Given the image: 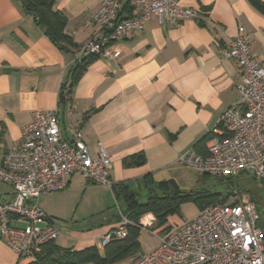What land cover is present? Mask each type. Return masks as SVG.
Listing matches in <instances>:
<instances>
[{
  "label": "crops",
  "instance_id": "obj_1",
  "mask_svg": "<svg viewBox=\"0 0 264 264\" xmlns=\"http://www.w3.org/2000/svg\"><path fill=\"white\" fill-rule=\"evenodd\" d=\"M100 1L55 0L54 8L67 20L65 33L76 44L62 50L24 11L20 0H0L1 153L19 141L33 112L55 111L67 140L72 138L70 126L77 125L91 155L97 154L98 144L104 146L111 158L113 184L135 186L149 174L158 182H176L188 169L179 157L210 133L224 110L239 99L238 64L222 54L239 26L245 30L251 56L264 64V11L247 0H178L181 8L195 9L199 17L176 24H161L152 17L142 30L128 32L117 43V57L97 56L88 64L69 92L68 111L59 101L60 90L79 61V47L97 29L91 14ZM124 5L121 14L128 16ZM74 181L85 190L93 187L74 173L66 189ZM0 183L5 187L0 200L7 201L12 188ZM102 186L113 196L110 187ZM175 217L168 216L166 224L156 228L152 245L143 247L138 238V251L114 264H131L153 250L163 227L185 222ZM119 221L110 209L90 227H57L54 243L74 250L96 246L102 251L100 237ZM33 260L18 257L0 238V264Z\"/></svg>",
  "mask_w": 264,
  "mask_h": 264
},
{
  "label": "built area",
  "instance_id": "obj_2",
  "mask_svg": "<svg viewBox=\"0 0 264 264\" xmlns=\"http://www.w3.org/2000/svg\"><path fill=\"white\" fill-rule=\"evenodd\" d=\"M123 2L131 10L129 16L121 14ZM152 17L161 24H176L199 16L195 9L181 8L178 0H101L91 14L97 29L79 47V60L92 54L117 57L118 41L128 32L142 30ZM222 54L238 64L242 78L239 99L224 110L211 129L206 154L190 148L179 162L212 177L249 174L264 180V64L251 56L241 26L237 35L226 42ZM69 97L66 90L68 111ZM70 132L72 138L67 140L57 112L37 110L22 127L19 141L4 153L0 150V182L12 188L11 198L0 200V238L18 257H34L59 234L53 220L37 203L42 193L66 189L74 173H79L86 183L110 188L113 184L111 158L104 146L98 144L93 156L83 141L81 128L71 125ZM259 217L248 193L212 203L193 220L171 225L159 236L153 250L137 256L131 264H264V233ZM153 223L154 217L148 213L137 226L142 229ZM127 224L131 222L120 214L117 225L100 237V245L124 237Z\"/></svg>",
  "mask_w": 264,
  "mask_h": 264
},
{
  "label": "trees",
  "instance_id": "obj_3",
  "mask_svg": "<svg viewBox=\"0 0 264 264\" xmlns=\"http://www.w3.org/2000/svg\"><path fill=\"white\" fill-rule=\"evenodd\" d=\"M247 1L254 8L264 11V0ZM20 2L24 11L32 16L36 24L42 28L43 32L60 49L65 50L68 46L76 47L71 37L65 33L64 29L67 20L62 12L54 8L55 0H20ZM123 10L127 11L130 15L131 10L127 3L123 6ZM198 23L200 25L203 24L202 20H198ZM96 57L94 54L82 57L71 70L68 86L66 87V84H64L60 90L59 101L63 105V108L66 105V100L64 99L66 90L71 92L72 87L78 81L83 71ZM210 137L211 133L206 134L192 148L197 153L205 155V145ZM234 183L239 186L237 182ZM173 184V181H155L150 174L142 177L135 186L125 182L112 184L111 191L116 201L117 209L114 207L111 211L115 212L118 220H120L121 214L131 222V224L125 226L126 235L124 237L110 240L102 246V251H99L96 246L74 250L72 248L61 247L52 241L44 245L39 252L35 253L34 260L28 264H114L138 251V236L141 228L137 225H139L141 217L144 214H152L154 217L153 224H156L158 228L166 224L168 216L178 214L181 204L188 200H192L197 204L200 210L216 201L223 203L228 200V197H221L217 192L202 195H195L192 192H182L175 189ZM247 191L259 212V224L263 230L262 214L264 212L253 195H251L250 190ZM142 197H144V200L141 201L140 198ZM169 227L165 226L161 231H166Z\"/></svg>",
  "mask_w": 264,
  "mask_h": 264
},
{
  "label": "rangeland",
  "instance_id": "obj_4",
  "mask_svg": "<svg viewBox=\"0 0 264 264\" xmlns=\"http://www.w3.org/2000/svg\"><path fill=\"white\" fill-rule=\"evenodd\" d=\"M180 177L178 181H174L173 186L175 189L182 192H192L195 195L217 192L221 197H228V201H230L232 196H234V199H238L241 195L248 193L247 190H250L251 195L264 212V180L260 178H255L249 174H241L237 178L212 177L189 168L182 171ZM231 182H237L239 186ZM88 185L93 187L85 190L74 181L68 189L43 193L38 198L37 203L42 210L54 217V223L58 228L63 226L90 227L97 223L110 209L114 207L117 209V204L109 188L100 184L89 183ZM2 189H5V187L0 183V190ZM140 200H144V197ZM102 210H105V212L102 213ZM200 211L197 204L192 200H188L181 204L175 218L189 222ZM262 226L264 230V214H262ZM156 228V224H152L150 227L141 229L138 238L144 244L143 247L150 246L156 241Z\"/></svg>",
  "mask_w": 264,
  "mask_h": 264
}]
</instances>
